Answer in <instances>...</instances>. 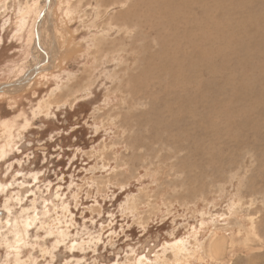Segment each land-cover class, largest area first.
I'll return each instance as SVG.
<instances>
[{
	"label": "rangeland",
	"instance_id": "obj_1",
	"mask_svg": "<svg viewBox=\"0 0 264 264\" xmlns=\"http://www.w3.org/2000/svg\"><path fill=\"white\" fill-rule=\"evenodd\" d=\"M42 3L0 0V84L46 61ZM49 23L51 64L0 94V264H264V0H55Z\"/></svg>",
	"mask_w": 264,
	"mask_h": 264
},
{
	"label": "bare ground",
	"instance_id": "obj_2",
	"mask_svg": "<svg viewBox=\"0 0 264 264\" xmlns=\"http://www.w3.org/2000/svg\"><path fill=\"white\" fill-rule=\"evenodd\" d=\"M54 2H55V0H51L50 1V9L48 8L47 9V12L45 13V15H44V17H43V19H42V21L41 22H43V21H46L47 23H49V38H50V42H51V40L52 41H54V42H56V39H55V29H53L52 28V23H51V14H50V10H51V8H52V6L54 5ZM42 5H43V3H42ZM49 10V11H48ZM39 12H40V10L38 11V13H37V15H35V22H36V19H37V17H38V15H39ZM35 22H34V26H35ZM124 23L125 22H123V24H122V26L124 25ZM121 25V24H120ZM119 25V26H120ZM126 25V24H125ZM124 25V26H125ZM34 26H33V29H32V36L34 37L35 35V33H34ZM121 27V26H120ZM126 27H128L127 25H126ZM150 28V27H149ZM39 30V29H38ZM40 32V31H39ZM132 33V32H131ZM32 37V38H33ZM133 37H134V34H133ZM121 38V37H120ZM124 38V37H123ZM118 39H119V37H118ZM127 39H128V37H127ZM135 39H136V37H135ZM123 39H121L120 41H122ZM132 39H130V41H131ZM116 42H119V41H116ZM133 42V41H132ZM131 42V43H132ZM123 43V42H122ZM49 45V44H48ZM47 45V47H49ZM53 45H55L54 43H53ZM122 45V44H121ZM128 45H129V43H128ZM138 45V44H137ZM113 46V45H112ZM116 47V46H115ZM124 47H125V44H124ZM127 47V46H126ZM129 47H131V46H128V48ZM55 48V47H54ZM53 48V49H54ZM111 48H113L114 49V52L113 53H115V48L114 47H109L107 50L109 51ZM120 48V46L118 47V49ZM134 48V47H133ZM56 49V48H55ZM138 49V48H137ZM44 50L46 51V48H44ZM140 50H141V48H140ZM45 51H44V53H45ZM126 51V50H125ZM139 52V51H138ZM145 52V51H144ZM142 53V52H141ZM148 53V52H147ZM160 53H162L161 54V57H163V58H166V57H168L169 55L166 53V52H160ZM47 54H48V52H47ZM56 54V53H55ZM135 54H137V53H135ZM134 54V52L132 51V50H127L126 51V56H133V55H135ZM139 54V53H138ZM137 54V55H138ZM140 55V54H139ZM153 55H150L149 56V58H147V61H146V63L147 62H149V61H152L154 58L152 57ZM49 57V56H48ZM139 58V57H138ZM140 58H142V57H140ZM127 59H129V58H127ZM173 59H176V58H173ZM56 60V59H55ZM139 60V59H138ZM167 61H170V60H167ZM166 61V62H167ZM133 62V61H132ZM140 62V61H139ZM154 60L152 61V63H147L146 64V67L147 68H149V70H146V72L147 71H152V72H154L155 73V75L157 74V77H159L161 74H162V70H160V69H158V68H160V67H158V66H156V65H154ZM134 63V62H133ZM136 63V62H135ZM141 64H142V62H140ZM145 63V62H144ZM171 63H173V61L171 62ZM177 67V66H176ZM134 68V67H133ZM162 68V67H161ZM122 71H124L123 69H121ZM166 71V70H165ZM43 72H45V71H43ZM138 72V71H137ZM134 73V72H133ZM165 73V72H164ZM174 73V72H173ZM165 74H167V77H169L170 78V73L167 71ZM180 74V73H179ZM186 74V73H185ZM128 75V74H127ZM175 75V74H174ZM131 77H133V76H131ZM157 77L155 78V77H153V79L155 78V80L157 79ZM136 78H138V75L137 76H135V77H133V78H131V85H134V86H137L139 83H137L136 82ZM185 78V77H184ZM180 79V78H179ZM167 80H168V78H167ZM170 81V80H169ZM173 82H179V83H183V84H187V78H185L184 80H182V79H180V80H177V81H172V83ZM148 84H149V82H148ZM151 86L152 85H154V83H152V84H150ZM184 85V86H185ZM138 87V86H137ZM187 87V86H186ZM184 88V87H183ZM124 89V88H123ZM139 89V88H138ZM129 103V102H128ZM131 105V104H130ZM124 106V105H123ZM3 123V122H2ZM13 123V122H12ZM15 123V122H14ZM12 124L10 123V122H7L6 124H5V127H9L10 128V126H11ZM4 127V126H3ZM13 144V143H12ZM11 145L9 144V143H5V145L4 146H2V151L0 152V157H2V156H4V155H6V154H8V151L10 150V147ZM8 147H10L9 149H7ZM7 152V153H6ZM3 185V184H2ZM2 191V190H1ZM3 193V192H2ZM56 200V199H55ZM26 214V213H25ZM11 223H13V222H11ZM10 223V224H11ZM7 224V223H6ZM13 225V224H12ZM28 225V224H27ZM22 236V235H21ZM21 239V238H20ZM21 240H23V239H21ZM19 241V240H18ZM185 241V240H184ZM181 243V242H180ZM176 245V244H175ZM174 245V246H175ZM183 245H185V244H183ZM229 245H230V239L229 238H226L225 236H216V237H214L213 238V240L211 241V243L209 244V247H208V255L213 259V260H215L216 261V258H219V259H217V260H221V259H223V256H225V254H226V252L228 251V248H229ZM185 249V248H184ZM187 250V249H186ZM174 252V251H173ZM175 253V252H174ZM177 253L178 254H181L182 253V251L181 250H178L177 251ZM173 254V253H172ZM176 255V254H175ZM178 256V255H177ZM208 256V257H209ZM18 260V259H17ZM211 260V259H210ZM212 260V261H213ZM18 262V261H17ZM16 262V263H17ZM15 263V264H16ZM187 264V263H186Z\"/></svg>",
	"mask_w": 264,
	"mask_h": 264
},
{
	"label": "water",
	"instance_id": "obj_3",
	"mask_svg": "<svg viewBox=\"0 0 264 264\" xmlns=\"http://www.w3.org/2000/svg\"><path fill=\"white\" fill-rule=\"evenodd\" d=\"M50 1L51 0H43V7L41 9V11L39 12V15L36 19L35 22V26H34V33H35V37H34V45L35 47L40 50L44 56H45V62H36L34 63L32 66L28 67L23 73L22 75L18 76L17 78L13 79L10 82L4 83V84H0V94H6L9 93L10 91L12 92L14 89H16L17 87L22 86L25 83H29L31 80H33L39 73L45 71L43 69V66L45 64H47L48 66L51 64V58L50 56L47 57V55L43 52V50L41 49V45H40V32L38 30V26L41 23L45 13L47 12V9H50ZM52 10V8H51ZM51 10L49 11L51 14Z\"/></svg>",
	"mask_w": 264,
	"mask_h": 264
},
{
	"label": "crops",
	"instance_id": "obj_4",
	"mask_svg": "<svg viewBox=\"0 0 264 264\" xmlns=\"http://www.w3.org/2000/svg\"><path fill=\"white\" fill-rule=\"evenodd\" d=\"M11 124H13V123H11ZM10 154V153H9ZM9 154L6 156V158L9 156Z\"/></svg>",
	"mask_w": 264,
	"mask_h": 264
},
{
	"label": "flooded vegetation",
	"instance_id": "obj_5",
	"mask_svg": "<svg viewBox=\"0 0 264 264\" xmlns=\"http://www.w3.org/2000/svg\"><path fill=\"white\" fill-rule=\"evenodd\" d=\"M10 156V155H9ZM13 155H11V157H12Z\"/></svg>",
	"mask_w": 264,
	"mask_h": 264
}]
</instances>
